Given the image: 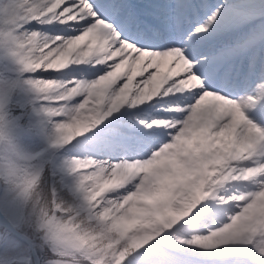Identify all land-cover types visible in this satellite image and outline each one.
Listing matches in <instances>:
<instances>
[{
	"label": "snow or ice",
	"instance_id": "6c2138e0",
	"mask_svg": "<svg viewBox=\"0 0 264 264\" xmlns=\"http://www.w3.org/2000/svg\"><path fill=\"white\" fill-rule=\"evenodd\" d=\"M66 201L98 231L53 229ZM77 257L264 264V0H0V264Z\"/></svg>",
	"mask_w": 264,
	"mask_h": 264
},
{
	"label": "clouds",
	"instance_id": "9594fccd",
	"mask_svg": "<svg viewBox=\"0 0 264 264\" xmlns=\"http://www.w3.org/2000/svg\"><path fill=\"white\" fill-rule=\"evenodd\" d=\"M57 39H59V37H57ZM52 42L54 43L55 40ZM67 44L68 42L66 41L65 45ZM61 49H63V51H60ZM71 51L72 49L65 47L64 45H58L56 49L52 50V55L54 57L52 64L59 69L68 68L71 64L80 62L75 55L70 54ZM68 83H71V80H53L46 81L44 86L47 90V95L53 99L71 98L74 95L79 94L80 85L77 84L75 88H67ZM81 134L83 133L79 128L74 127L71 138L75 139L76 135ZM70 142L71 140H69V143ZM81 167L85 169H94V171L89 172L88 175L93 178V183L90 185V188L94 194L98 195L103 194L101 189H103L107 177L110 176L112 179H115L118 171H124L123 168L119 170L115 167L110 168L107 161L90 156L81 158ZM199 202V198H193L189 202L178 206L176 212L180 214L181 218H183L184 215H190L195 207L198 206ZM44 207L46 209V214L50 213L53 229L62 231L66 237H75L84 232L98 231L96 226L91 223L88 216L83 215L76 210L74 202H64L63 207L60 209L61 214L59 215L56 211L52 210L50 204L45 203ZM69 264H83V261L77 257L72 259ZM221 264H229L228 258H223Z\"/></svg>",
	"mask_w": 264,
	"mask_h": 264
}]
</instances>
